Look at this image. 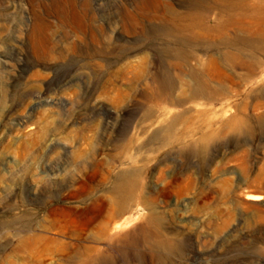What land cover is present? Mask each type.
<instances>
[{"label": "rangeland", "instance_id": "obj_1", "mask_svg": "<svg viewBox=\"0 0 264 264\" xmlns=\"http://www.w3.org/2000/svg\"><path fill=\"white\" fill-rule=\"evenodd\" d=\"M132 4L0 0V264H264V41Z\"/></svg>", "mask_w": 264, "mask_h": 264}, {"label": "bare ground", "instance_id": "obj_2", "mask_svg": "<svg viewBox=\"0 0 264 264\" xmlns=\"http://www.w3.org/2000/svg\"><path fill=\"white\" fill-rule=\"evenodd\" d=\"M249 5L250 0H188L183 5L184 11H178L171 3L162 0H134L133 9L142 17L146 15L152 22L159 23L155 25L156 29L162 32L165 37L175 41L177 45L194 43L197 39L195 34L190 38H183V35L185 36L189 32L193 33L197 28H203L211 34L225 37L228 35L227 30L230 26L240 30L248 29L251 31L252 36L245 39L241 37L233 40L227 39L229 45L240 43L254 45L258 39L257 37L260 41H264V27L260 24H250L249 21L252 17L260 19V22L264 21V9L254 6V4V7L251 8ZM124 8L127 11L128 6L124 5ZM215 10H218V15L215 17L216 23L210 25L211 19L209 16ZM239 11H241V16L238 17ZM169 52L172 55L184 57V54L175 46L174 48L170 47ZM226 59L236 65L241 63L240 57L237 55H226ZM207 88L205 86L203 89L206 90ZM252 198L256 200L257 196Z\"/></svg>", "mask_w": 264, "mask_h": 264}]
</instances>
